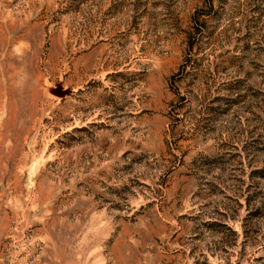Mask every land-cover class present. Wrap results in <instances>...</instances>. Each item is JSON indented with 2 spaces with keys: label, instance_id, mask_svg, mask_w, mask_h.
<instances>
[{
  "label": "rangeland",
  "instance_id": "obj_1",
  "mask_svg": "<svg viewBox=\"0 0 264 264\" xmlns=\"http://www.w3.org/2000/svg\"><path fill=\"white\" fill-rule=\"evenodd\" d=\"M0 264H264V0H0Z\"/></svg>",
  "mask_w": 264,
  "mask_h": 264
}]
</instances>
